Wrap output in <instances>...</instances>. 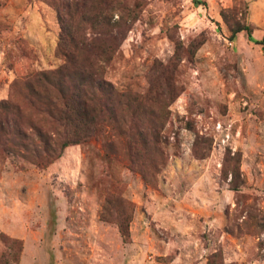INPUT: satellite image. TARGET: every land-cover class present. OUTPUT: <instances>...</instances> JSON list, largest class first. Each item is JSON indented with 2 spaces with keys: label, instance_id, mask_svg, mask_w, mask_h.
<instances>
[{
  "label": "rangeland",
  "instance_id": "obj_1",
  "mask_svg": "<svg viewBox=\"0 0 264 264\" xmlns=\"http://www.w3.org/2000/svg\"><path fill=\"white\" fill-rule=\"evenodd\" d=\"M87 2L116 115L53 163L0 141V264H264V0ZM56 5L0 0V101L38 120L13 86L64 64Z\"/></svg>",
  "mask_w": 264,
  "mask_h": 264
},
{
  "label": "trees",
  "instance_id": "obj_2",
  "mask_svg": "<svg viewBox=\"0 0 264 264\" xmlns=\"http://www.w3.org/2000/svg\"><path fill=\"white\" fill-rule=\"evenodd\" d=\"M56 1L61 4L56 8L61 27L59 54L64 58V64L13 86L15 92L19 90L25 101L46 117L34 119L14 100L0 101V141L5 140L8 151L15 153L17 147L37 154L42 152L48 163H53L61 155L57 154L56 146L63 150L91 140L100 131L102 120L115 118V104L119 100L118 92L105 75L106 65L114 54L108 42L113 38L114 30L121 28L120 22H109L102 13L95 14L92 20L85 13L81 21L76 22V15L86 9L89 2ZM62 9L69 11V21L65 20ZM231 31L233 40L245 31L249 39L256 42L249 24L235 22ZM47 121V125L56 129L60 139L55 141L39 126V123ZM33 131L37 135L36 140L31 138L30 132ZM144 143L149 144L148 140ZM42 157L38 155L39 163H44L45 158ZM234 173H238L237 167Z\"/></svg>",
  "mask_w": 264,
  "mask_h": 264
}]
</instances>
